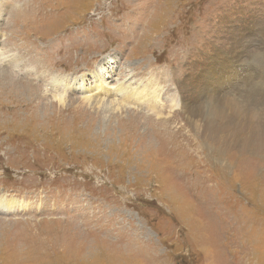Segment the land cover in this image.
I'll list each match as a JSON object with an SVG mask.
<instances>
[{
    "label": "rangeland",
    "instance_id": "obj_1",
    "mask_svg": "<svg viewBox=\"0 0 264 264\" xmlns=\"http://www.w3.org/2000/svg\"><path fill=\"white\" fill-rule=\"evenodd\" d=\"M0 61V264H264V0H0Z\"/></svg>",
    "mask_w": 264,
    "mask_h": 264
},
{
    "label": "bare ground",
    "instance_id": "obj_2",
    "mask_svg": "<svg viewBox=\"0 0 264 264\" xmlns=\"http://www.w3.org/2000/svg\"><path fill=\"white\" fill-rule=\"evenodd\" d=\"M6 56V55H5ZM2 57V56H1ZM104 60V59H103ZM17 59H15V57L13 58L12 62L14 65H16L17 67L20 66V63L17 61ZM4 61H0V63H3ZM8 63V62H7ZM110 63H114V60L112 59V57L109 56V60L108 61H103V62H98V65L95 66V68L97 69V73L96 75L98 76V80H101V81H104L103 79L105 77L108 76V71H107V67L108 65H110ZM4 65V64H3ZM236 67H238V65H236ZM95 68L93 70H95ZM233 73V72H232ZM231 73V74H232ZM236 75V74H235ZM3 76H6V73L4 72V68L2 67V69H0V78H2ZM86 76V75H85ZM237 76V75H236ZM263 76V75H262ZM92 79V77H91ZM63 80V79H62ZM57 81L59 84H62L63 81H60L59 78L57 79H54V81H52V84L56 87L57 86ZM68 82V81H67ZM88 83V82H87ZM66 85L64 87H59L60 89V94H58L56 97L58 98V100L61 101V97L62 96L61 94H64L67 89H68V84L69 85H72V83H65ZM60 86V85H59ZM74 86V84L72 85ZM67 87V88H66ZM102 87V86H101ZM100 87V88H101ZM99 88V89H100ZM146 88V87H145ZM58 89V88H57ZM62 89V90H61ZM73 89V87H72ZM201 90V89H200ZM59 91V90H58ZM137 91V90H136ZM136 91H134V88H131L129 90V86L126 87V89H122L121 87H118L115 91H113V95L115 96V98L112 99L111 97V100H104L103 101V104L102 103H99L98 101L94 102L93 105L96 106L97 108H99L100 110L102 111H109L111 108H113L114 105L121 108L122 106H125V104L128 102V101H125L126 99L130 98V100L132 101L133 100V95L136 93ZM117 92V93H116ZM129 92V93H128ZM99 94V93H98ZM96 94V95H98ZM151 94L152 95H157V91L156 90H152L151 91ZM145 95H146V92L142 95L143 98H145ZM203 95V94H202ZM112 96V95H111ZM123 96H124V99H123ZM213 96V95H212ZM137 97L135 98L134 101L137 100ZM87 98H90V97H87ZM56 99V98H55ZM202 99V98H201ZM213 99V98H211ZM227 99V98H226ZM87 101H89L90 99H86ZM149 100V99H148ZM94 101V100H92ZM236 101V100H235ZM234 101V102H235ZM140 102V101H139ZM201 102V101H200ZM227 102V101H225ZM242 102V101H241ZM232 103V102H231ZM236 103V102H235ZM240 103V102H239ZM133 104V103H132ZM211 104V103H210ZM234 104V103H233ZM241 104V103H240ZM250 104V103H249ZM214 105V104H212ZM136 106V105H134ZM211 106V105H210ZM224 106V105H223ZM257 106V105H256ZM201 105L199 104L198 101H194V102H191V103H186L185 105V110L186 112L188 113V115L191 117L192 119V122L195 123V125L197 124V128L199 129V132L202 133V135L206 136V137H210L211 139L215 138L217 133L216 131H218L217 128H215V126L213 125V122H212V118H208L206 116V112H207V109L205 108H200ZM246 107V106H245ZM253 107V106H252ZM139 108V107H138ZM229 108V107H228ZM259 108V107H258ZM118 109V108H117ZM232 109V108H230ZM239 109V108H238ZM251 109V108H250ZM114 110V109H113ZM205 110V111H203ZM263 110V109H262ZM258 111V110H257ZM264 111V110H263ZM118 112V111H117ZM212 112V111H211ZM215 112V110H214ZM230 112V111H229ZM252 112V111H251ZM250 112V113H251ZM230 114V113H229ZM261 114V113H260ZM212 116V115H211ZM216 118H219V119H222V121H226L225 124H227V127L229 126H232L233 128H236L235 132L239 133L242 132L247 124V118L249 117L248 116V112L246 111H239V110H236L234 111L231 115H228V114H225V111L224 110H221V111H218L216 109V114H215ZM254 117V116H253ZM188 118V117H187ZM215 118V117H213ZM190 119V120H191ZM253 120V119H251ZM191 122V123H192ZM216 123V121H215ZM224 124V123H223ZM191 127V126H190ZM248 127V126H247ZM195 129V128H194ZM221 130V128H220ZM248 131L247 129L244 131L246 132ZM259 131H262L261 129ZM196 132V131H195ZM252 132V131H251ZM250 130L248 131V136L247 133L246 136L243 140H240L239 142H237L239 144V147L236 146L234 144V142H231L230 144H228L226 142V146L225 147H228V148H240L241 150H244L245 149H248L249 146L251 145H257L259 144V146H262L264 144V132H263V135L262 136H258L257 134H254L255 133V130H253V132L251 133ZM198 133V132H197ZM221 134V133H220ZM233 136V135H232ZM194 137V136H193ZM253 137V138H252ZM195 138V137H194ZM252 138V139H251ZM246 140V141H245ZM258 140V141H257ZM194 141V140H193ZM198 141L200 142L201 144V140L198 139ZM193 143V142H191ZM197 143V142H195ZM194 143V144H195ZM193 145V144H192ZM197 145V144H196ZM215 145V144H214ZM257 149L258 150V147H254V149ZM261 149V148H260ZM16 204V201L14 200H10V201H7L6 200H1L0 199V210H6V209H10L12 207L13 204Z\"/></svg>",
    "mask_w": 264,
    "mask_h": 264
}]
</instances>
